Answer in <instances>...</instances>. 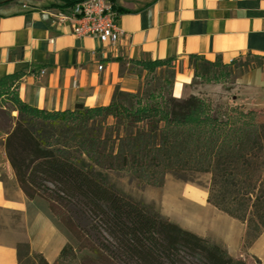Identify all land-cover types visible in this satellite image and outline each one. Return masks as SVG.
<instances>
[{"label": "trees", "instance_id": "16d2710c", "mask_svg": "<svg viewBox=\"0 0 264 264\" xmlns=\"http://www.w3.org/2000/svg\"><path fill=\"white\" fill-rule=\"evenodd\" d=\"M136 63L151 68L168 61ZM12 78L18 76L0 78V86ZM119 93L134 96L116 90L106 105L55 111L14 93L18 115L3 141L9 165L27 198L45 200L76 242L66 243L52 263L18 242L17 263L34 253L39 260L32 264H60L86 250L80 264H251L114 188L97 169L125 172L153 187L168 174H209L206 201L245 224L248 246L264 232V111L222 108L193 94L148 104L134 96L133 106Z\"/></svg>", "mask_w": 264, "mask_h": 264}, {"label": "crops", "instance_id": "0c3cea01", "mask_svg": "<svg viewBox=\"0 0 264 264\" xmlns=\"http://www.w3.org/2000/svg\"><path fill=\"white\" fill-rule=\"evenodd\" d=\"M111 1L123 31L115 45L103 44L97 37L73 35L68 21H56V12L67 6H63L64 0H1L0 78L18 76L19 97L24 103L55 111L73 108L75 103L106 105L115 90L138 91L139 61H171L190 82L196 60L229 64L239 57L254 56L260 59L259 64L235 77L231 101L247 108L264 107V0ZM176 188L184 190L176 184L169 189L167 182L155 188L162 191L159 203L167 215L170 213L163 205H173ZM185 188L186 200L208 206L205 193ZM191 189L203 200L191 197ZM2 209L18 216L14 224L0 225V264H18V242L29 243L48 263L70 242V235L45 200L28 199L23 193L0 145ZM212 212L224 221L226 230L219 228L209 234L174 221L222 244L230 256L245 259L248 254L264 264V232L244 247L245 224L238 220V225L237 219L218 209Z\"/></svg>", "mask_w": 264, "mask_h": 264}, {"label": "rangeland", "instance_id": "374dc122", "mask_svg": "<svg viewBox=\"0 0 264 264\" xmlns=\"http://www.w3.org/2000/svg\"><path fill=\"white\" fill-rule=\"evenodd\" d=\"M259 62L260 59L254 56L239 57V59L229 64H223L220 62L204 64L202 61L199 62L196 60L193 62L194 71L190 82L188 77L180 76V67H177V65L171 61H168V63L153 65L151 68H144L142 66V68H138V76L141 77L139 89L136 92H132V94L136 96L140 104L152 103L156 100H160L162 97L169 98L172 96L177 99H183L193 94L202 97L205 101L210 102V104H213L214 106H221L222 108H226V106H233L239 109L241 108L242 110L264 111V107L247 108L243 107V105L234 104L231 101L232 94L235 93V91L232 92L230 89L235 77L240 73V71L253 68V66L259 64ZM17 81V78H12L9 85L5 87L0 86V145L2 148L6 135L5 132L13 127L14 117L18 115V110L15 109L16 100L14 94L15 92L19 94V84ZM184 83L185 85L183 86ZM117 96L125 105H137L135 102L136 98L134 100V96L132 97L131 94L128 95V93H119ZM97 172L99 176L103 177L114 188L131 195L142 203L152 205L158 212H161L164 217H168L172 221L176 219L180 221L181 224H185L190 227H197L201 229V231L205 230V232L209 234L220 231L219 228H223L225 230L227 229L224 221L213 215L212 211H215V209H217L216 207L212 206L210 203L206 204L208 206H205L200 203L190 201L189 199L186 200L188 197V194L185 192L186 186L195 188L199 195L205 193L206 199L208 194L206 186L210 177L207 173H200L190 177L189 179H182L174 174H168L165 177L164 183L167 182L169 189L173 188V184L184 188L183 191L177 188L173 190L172 194L175 196L173 198L175 201L172 206H166L164 203L163 206L165 207V210L170 213L169 215H171L169 216L164 213L165 211H161L159 202L160 197L162 196V191H160V189L157 190L155 189L156 187L150 185H142L130 174L125 172L105 169H97ZM3 175L4 173L2 172L1 176ZM195 190H190V196L202 201L203 198L199 199L196 197ZM17 216V213L9 212L3 209L0 210V225L2 222L14 224ZM59 223L61 224L60 221ZM237 223L239 225L240 222L237 220ZM21 229H23V227ZM70 237L71 239L69 243L74 246L76 244L75 239L72 235H70ZM208 238L213 241L212 238ZM21 250L25 252L24 247H22ZM33 251L37 254L39 253L35 250ZM87 253L88 252L86 250L78 251L76 252L74 259L68 258L67 260L61 261L60 264H80V257ZM245 257V259L251 264H257L254 257L249 256L248 254H245ZM38 260L39 257L35 256L33 253L32 255H29V257L24 256L20 264L38 263Z\"/></svg>", "mask_w": 264, "mask_h": 264}, {"label": "built area", "instance_id": "2783aa9c", "mask_svg": "<svg viewBox=\"0 0 264 264\" xmlns=\"http://www.w3.org/2000/svg\"><path fill=\"white\" fill-rule=\"evenodd\" d=\"M117 16L111 0H80L58 10L55 18L68 21L73 35L97 37L103 44L115 45L123 35ZM98 67L101 69L102 64Z\"/></svg>", "mask_w": 264, "mask_h": 264}]
</instances>
